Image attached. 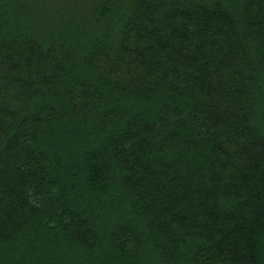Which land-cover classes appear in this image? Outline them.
Listing matches in <instances>:
<instances>
[{"label":"trees","instance_id":"obj_1","mask_svg":"<svg viewBox=\"0 0 264 264\" xmlns=\"http://www.w3.org/2000/svg\"><path fill=\"white\" fill-rule=\"evenodd\" d=\"M0 264H264V0H0Z\"/></svg>","mask_w":264,"mask_h":264}]
</instances>
